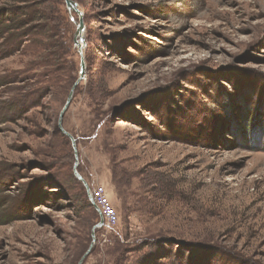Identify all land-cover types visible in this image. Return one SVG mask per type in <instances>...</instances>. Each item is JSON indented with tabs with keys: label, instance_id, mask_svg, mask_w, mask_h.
I'll return each mask as SVG.
<instances>
[{
	"label": "rangeland",
	"instance_id": "374dc122",
	"mask_svg": "<svg viewBox=\"0 0 264 264\" xmlns=\"http://www.w3.org/2000/svg\"><path fill=\"white\" fill-rule=\"evenodd\" d=\"M73 1L76 151L77 15L57 83L0 59V264H264V0Z\"/></svg>",
	"mask_w": 264,
	"mask_h": 264
},
{
	"label": "trees",
	"instance_id": "16d2710c",
	"mask_svg": "<svg viewBox=\"0 0 264 264\" xmlns=\"http://www.w3.org/2000/svg\"><path fill=\"white\" fill-rule=\"evenodd\" d=\"M60 4L64 6V1L0 0V59L20 54L29 59L27 71L44 69L37 77L57 83L72 49V35ZM86 203L90 206L87 198Z\"/></svg>",
	"mask_w": 264,
	"mask_h": 264
},
{
	"label": "water",
	"instance_id": "95a60500",
	"mask_svg": "<svg viewBox=\"0 0 264 264\" xmlns=\"http://www.w3.org/2000/svg\"><path fill=\"white\" fill-rule=\"evenodd\" d=\"M64 1V5L66 7V9L70 12H73L77 15L78 17V22L75 24L76 29H75V33H74V38H73V44L76 47L77 53L79 55V77L77 79V81L74 83L73 87L71 88V92L67 98V101L65 103V105L63 106L60 114H59V118H58V122H57V128L59 130L60 133H62L63 135H65L71 142L72 148L74 151H76L75 149V142L73 140V138L63 130L62 125H61V120H62V116L65 112V110L67 109V107L70 104L71 98H72V92L74 91L75 87L77 86V84L83 80L84 78V74H85V62L83 59V55H82V46L84 44L83 41V37L81 38V42L77 43L76 38L80 35L83 36V32H84V25H83V21H82V14L79 11L78 7H77V3L74 2L73 0H63ZM74 176L76 177L77 180L81 181V183L84 186L85 192L88 191V186L86 185V183L83 181V179L81 178V176L78 174V172L74 171ZM102 225L101 220L99 221V223L97 225H95L94 228H97L99 226Z\"/></svg>",
	"mask_w": 264,
	"mask_h": 264
},
{
	"label": "built area",
	"instance_id": "2783aa9c",
	"mask_svg": "<svg viewBox=\"0 0 264 264\" xmlns=\"http://www.w3.org/2000/svg\"><path fill=\"white\" fill-rule=\"evenodd\" d=\"M88 203L95 209L98 215L99 221L101 220L102 225L106 227L115 226L118 221V215L115 209L112 207L106 191L103 186L96 185L85 192Z\"/></svg>",
	"mask_w": 264,
	"mask_h": 264
},
{
	"label": "bare ground",
	"instance_id": "6f19581e",
	"mask_svg": "<svg viewBox=\"0 0 264 264\" xmlns=\"http://www.w3.org/2000/svg\"><path fill=\"white\" fill-rule=\"evenodd\" d=\"M83 36H78L77 38H76V40H77V43H80L81 42V38H82ZM81 50H82V48H81Z\"/></svg>",
	"mask_w": 264,
	"mask_h": 264
}]
</instances>
